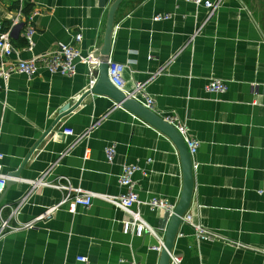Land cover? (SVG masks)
<instances>
[{
	"label": "crops",
	"instance_id": "crops-1",
	"mask_svg": "<svg viewBox=\"0 0 264 264\" xmlns=\"http://www.w3.org/2000/svg\"><path fill=\"white\" fill-rule=\"evenodd\" d=\"M114 1L0 0L5 29L22 16L21 26L12 29L16 51L5 66L45 54L58 42L102 59ZM28 25L36 29L31 50ZM110 61L125 65L126 95L136 82L144 83L157 114L176 115L188 137L199 141L184 216L218 237L199 239L183 216L172 254L181 264H264V193L258 191L264 179V0H221L213 14L187 0H124L115 16ZM215 78L227 83L226 92L207 89ZM89 82L83 63L73 76L42 68L32 78L14 73L7 84L0 79V163L10 176L0 194V227L2 219L10 223L0 236V264H63L80 255L92 264H161L157 236L125 233L129 215L100 197L75 212L63 205L33 228L23 227L68 193L33 189L27 180L47 173L52 184L120 195L126 192L119 183L122 167L134 164L143 202L135 209L159 235L166 234V210L145 202L179 203L185 167L176 140L104 91H90ZM66 128L74 135L64 134ZM112 144L116 156L109 163L105 148Z\"/></svg>",
	"mask_w": 264,
	"mask_h": 264
},
{
	"label": "built area",
	"instance_id": "built-area-1",
	"mask_svg": "<svg viewBox=\"0 0 264 264\" xmlns=\"http://www.w3.org/2000/svg\"><path fill=\"white\" fill-rule=\"evenodd\" d=\"M193 2L197 6L204 5L210 10V14H213L220 6L221 0L217 2L211 0H187ZM21 14L16 16L13 24L10 28L5 29L3 24L0 23V79H3L6 84L10 80L14 73L26 74L29 78L34 77L39 70L42 68L47 69L51 74H59L62 76H73L77 72V66L79 63L86 64L88 66V75L90 78L89 90L91 91L97 84L99 79V67L102 64V59L97 54H90L84 56L81 51L73 44H67L65 42H58L57 45L49 52L41 54L39 56H34L30 59H19L17 62L7 65L6 59L9 58L15 51V47L12 42V29L17 26H21L22 18ZM168 17V16H165ZM160 16L156 17L159 19ZM36 29L32 25L27 26L26 40L28 42V47L31 50L34 46V35ZM82 40V34H77L76 41ZM125 71V65L109 61L108 75L111 82L120 90L124 89V79L123 73ZM207 89L210 92L224 93L227 91L228 86L224 80L215 78L212 79L208 85ZM129 97L137 99L138 96L143 97L145 100L142 101L143 104L153 112L154 110V100L146 93L145 84L141 82H136L133 90L128 94ZM159 115V114H158ZM161 116V115H160ZM167 122L173 124L181 136L185 139L187 148L191 156H195L199 149V141L188 137V130L186 125L181 122V120L174 114H168L161 116ZM89 130L85 133L88 135ZM66 135H74V130L71 128H66L64 130ZM90 151V150H88ZM106 159L109 163H112L116 156V146L115 144L109 145L105 148ZM3 158V154L0 153V160ZM140 167L134 164H127L122 167V172L119 177V183L122 187L126 189V192L120 195H99L92 192L83 191L80 188H72L70 185L52 184L46 180V174H43L41 178L37 180H27V182L34 189L39 186H51L54 188H62L68 190L67 195L52 208L45 211L44 214L35 218L34 220L28 222L23 227L33 228L38 220L44 219L52 215V213L63 205H67L69 211L75 212L79 206L90 207L94 197H100L115 207L120 208L129 215V219L123 222V230L125 233H134L138 236H142L145 233L154 234L158 238V244L154 247L159 251H163L165 248V233L158 234L157 231L151 226L142 216L139 209H135V206L141 205L143 202L139 198V194L136 190V183L134 180V175ZM264 178V170H263ZM10 179L9 174L2 172V164L0 163V194H2L7 186ZM26 181V180H25ZM32 191V189H31ZM260 194L264 193V179L263 186L258 190ZM27 196L21 200V204L26 201ZM152 210L164 209L173 213L176 206L170 203L167 199L161 198H151L145 202ZM184 220L190 222L195 230V235L199 239L215 240L217 239V234L205 229L201 225L193 224L190 215L184 216ZM9 220L1 221L0 236L9 228ZM92 264L87 256H77L75 262H64L63 264ZM139 264V263H132ZM171 264H181V257L171 253Z\"/></svg>",
	"mask_w": 264,
	"mask_h": 264
},
{
	"label": "water",
	"instance_id": "water-1",
	"mask_svg": "<svg viewBox=\"0 0 264 264\" xmlns=\"http://www.w3.org/2000/svg\"><path fill=\"white\" fill-rule=\"evenodd\" d=\"M123 1L124 0H115L109 8L104 44L101 49L102 64L99 67L100 76L97 84L91 91H104L113 99H115L119 104H122L138 116L169 133L176 140L179 146L185 167V187L181 199L177 204L174 212L171 214L169 211H165V224L168 220L169 222L165 234V248L162 251L161 258V264H171V253L175 244L177 232L179 226L182 223V217L188 210L193 196L194 179L192 156L187 148L184 138L181 136V134L173 124L164 120L163 117L148 109L141 102L126 95L122 90L118 89L110 81L108 68L111 55V44L114 31L115 16L119 6L123 3Z\"/></svg>",
	"mask_w": 264,
	"mask_h": 264
}]
</instances>
